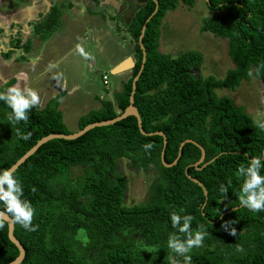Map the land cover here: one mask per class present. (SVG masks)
Returning <instances> with one entry per match:
<instances>
[{
	"label": "trees",
	"instance_id": "16d2710c",
	"mask_svg": "<svg viewBox=\"0 0 264 264\" xmlns=\"http://www.w3.org/2000/svg\"><path fill=\"white\" fill-rule=\"evenodd\" d=\"M155 1L148 0L136 11L126 28L135 52L129 79L113 94L112 101L101 100L98 109L80 116L76 131L117 117L128 105L132 79L142 67L133 94L142 130L163 134L165 164L176 159L181 142L193 141L204 152L203 162L197 166L201 169L192 166L200 157V150L192 143H184L175 164L163 166L162 138L141 135L132 116L94 127L73 140L45 142L15 169L23 187L22 199L31 202L33 225H38L36 231H26L12 222V234L24 251L19 264H170V256L184 264L183 257L167 247L170 234L183 238L172 227L173 211L192 215V230L203 225L207 233L203 246L187 253L191 264H264V211L255 213L240 206L244 178L238 174L239 167H246L252 157L264 160V130L256 127L243 106L214 92L234 90L242 81L254 79L262 85L264 96V68L260 67L264 64V0L205 1L209 11H222L201 19L199 28L226 40L233 68L222 78L190 74L202 61L198 52L173 57L157 51L165 13L175 10L178 3L191 8L194 0ZM60 8H50L34 26V34L41 40L58 27ZM143 25L145 60L141 63L138 37ZM23 50H28V44ZM60 99L58 94L42 109L34 107L29 120L18 124L9 121L11 109L0 101V171L13 165L42 137L72 133L57 110ZM17 129L22 134L30 132V138L22 139ZM146 143L153 144L148 152L143 147ZM119 159H127L136 171L156 170L146 203L123 205L126 181L115 168ZM75 167L81 173L71 178ZM188 177L200 183L206 195ZM222 184L229 187L225 195L220 191ZM0 211L5 212L2 202ZM227 222L232 223L225 230L222 225ZM231 228L236 235L230 234ZM17 255L4 223L0 228V264L13 261Z\"/></svg>",
	"mask_w": 264,
	"mask_h": 264
},
{
	"label": "crops",
	"instance_id": "0c3cea01",
	"mask_svg": "<svg viewBox=\"0 0 264 264\" xmlns=\"http://www.w3.org/2000/svg\"><path fill=\"white\" fill-rule=\"evenodd\" d=\"M136 1L0 0V90L5 91L17 84L21 88L27 85L40 96V105L35 106L38 109L61 94L57 110L63 118L69 103L84 89L82 82H86V70H93L96 64H102L99 67L103 70L97 71L102 72L100 83L105 92L99 93L101 97L97 101L77 100L78 106L83 108L80 110L84 115L85 110L98 109L101 100L112 101L113 95L110 96L107 83L109 76L116 78L113 94L120 92L135 63L133 42L126 28L134 16L133 3ZM53 6H61L59 25L41 40L34 34L33 28ZM26 44L28 50L24 51L23 45ZM49 45H53V48L50 49ZM78 45L85 52L90 51L93 59L85 61L77 51ZM58 53L61 55L57 61L63 62L56 66L54 57ZM127 63L130 66L123 68ZM80 67L86 69L84 78H80ZM54 76L57 78L53 79ZM102 76L106 77L105 81Z\"/></svg>",
	"mask_w": 264,
	"mask_h": 264
},
{
	"label": "rangeland",
	"instance_id": "374dc122",
	"mask_svg": "<svg viewBox=\"0 0 264 264\" xmlns=\"http://www.w3.org/2000/svg\"><path fill=\"white\" fill-rule=\"evenodd\" d=\"M205 1L206 0H194L191 8H186L181 3H178L175 10L165 13L159 28L158 51L159 53L173 57L186 51L198 52L202 56V61L197 67L191 68L190 74L194 77L200 75L202 77L213 76L215 78H222L228 69L233 68L232 62L227 57L226 40H221L214 37L209 32H201L199 30L201 19L221 15L222 11H209L206 8ZM121 27L120 25V28ZM123 35L125 38H129L124 31ZM48 47L52 49L53 45H49ZM89 53L90 51L88 54ZM56 54L57 53H55V55ZM60 55L61 53H58V55L54 57V60L57 61ZM84 60L88 61L86 59ZM62 62L63 61H57L55 65L62 64ZM101 65L102 64H96L93 70H86L84 67H80V72L82 74H80V78H84L85 70L87 72L86 82H82L84 89L81 90L78 97L75 99L73 98L72 101L68 100L71 101L69 103L70 107L68 106V108H66L62 118L63 124L70 132L76 131V121L83 115L80 110L83 108H79L78 102L81 99L86 101H97L98 98L101 97V92L104 91L100 83V74L102 72L98 73L97 71L98 69H100V71L103 70L99 67ZM56 66L54 68H57ZM106 76H108V74H106ZM115 81L116 78L109 76L107 83L109 82L110 96L113 95V85ZM261 91L262 85L260 82L250 79L247 82L242 81L234 90L223 89L215 90L214 92L217 96H227L234 104L243 106L245 112L253 121H264V116L258 115L259 113H264V103L261 102ZM110 96L109 98H111ZM73 103H76V105H73ZM90 110L91 109L85 110L84 114L88 113ZM115 168L126 181V190L122 199L123 205L130 207L146 203L149 187L156 178V170L152 167H148L146 171H136L132 169L127 159L117 160ZM80 173V168H72L70 177L72 178ZM133 238L136 243L140 242L136 236Z\"/></svg>",
	"mask_w": 264,
	"mask_h": 264
},
{
	"label": "clouds",
	"instance_id": "9594fccd",
	"mask_svg": "<svg viewBox=\"0 0 264 264\" xmlns=\"http://www.w3.org/2000/svg\"><path fill=\"white\" fill-rule=\"evenodd\" d=\"M77 51L84 59H93L79 45L77 46ZM260 67L264 68V64H261ZM258 74L259 68L257 69ZM248 75L252 76V71H249ZM56 78L55 76L53 77V79ZM24 79L26 80V76ZM0 101H3L11 109L8 116L9 121L17 124L21 121L26 123L29 120L30 110L40 105L41 102L36 90L27 85L21 88L18 84L8 87L5 91H0ZM261 102L264 103V96L261 97ZM258 115L264 116V113H259ZM254 124L259 129L264 130V121L255 120ZM17 135L27 140L30 138L31 133L22 134L17 129ZM143 147L148 152L153 148V144L146 143ZM262 167H264L262 157L254 156L246 167L242 165L238 169V174L244 178L239 195L240 206L255 213L264 211V175H261ZM228 184L230 186L231 181ZM228 190V186L223 184L220 186L222 194L225 195ZM22 197L23 187L15 176V170L13 168H5L0 171V202L5 206V212H0V228L4 227L7 216L11 218L13 223L19 224L26 231H36L38 229V225H33L35 209L32 207L30 201L22 199ZM181 212H183V209H181ZM193 219V216L190 214L181 216L175 211L170 213L172 227L177 229L183 235V238L176 234H170L167 247L173 253L182 256L184 264H191L192 258L187 253L194 247H202L205 236L207 235L203 225L198 226L195 231L192 230L191 225ZM231 223L227 222L222 227L228 230ZM80 231L83 232V229ZM230 234L236 235V230L231 228ZM145 250L147 251V249ZM154 250L157 251V249ZM237 250L242 251L239 247ZM169 261L170 264H179V261L171 256L169 257Z\"/></svg>",
	"mask_w": 264,
	"mask_h": 264
},
{
	"label": "water",
	"instance_id": "95a60500",
	"mask_svg": "<svg viewBox=\"0 0 264 264\" xmlns=\"http://www.w3.org/2000/svg\"><path fill=\"white\" fill-rule=\"evenodd\" d=\"M153 2H156L155 0H152ZM112 6V5H110ZM113 10L115 12L116 9L114 6H112ZM155 10L153 11L152 14H154ZM151 14V15H152ZM149 19V18H148ZM148 19L146 21H148ZM145 29V26L143 25L141 27V30H140V35L138 37V45H139V48L141 50V63L144 62L145 60V52H144V49L141 45V38H142V35H143V31ZM130 66V63H127L125 64V67H128ZM141 68L140 67V70L139 72L141 71ZM138 72V74H139ZM138 74L132 79V82H131V92H130V95L128 97V105L126 106V108L115 118L111 119V120H107V121H101V122H95V123H92V124H88L86 126H84L81 130H78V131H75V132H72L68 135H63V134H50L48 136H45V137H42L40 140H38L35 145L33 147H31L27 152H25L18 160H16V162L11 165L9 168H13L14 170L20 165L22 164L30 155H32L36 150L37 148L44 144L45 142L51 140V139H63V140H73V139H76L78 138L79 136L83 135L85 132H87L88 130L94 128V127H101V126H107V125H111L115 122H118L128 116H132L135 118L136 120V125H137V128H138V131L141 135L143 136H152V135H157V136H160L162 138V150H161V153H160V162L162 163L163 166L165 167H170L172 166L173 164H175L177 158L179 157L180 155V150L182 148V146L184 145V143H192L194 144L195 146L198 147V149L200 150V157L199 159L192 165L195 169L197 170H200L201 168L200 167H197L199 164H201L203 162V159H204V152H203V149L196 145L193 141L191 140H184L183 142H181L179 144V147H178V153H177V157L176 159L171 163V164H165L164 161H163V150H164V147H165V144H166V141H165V138L163 136V134L161 132H152V133H145L142 128H141V122H140V118H139V115H138V112L136 110V108L133 106V94H134V90H135V82L137 80V76ZM206 163H204L202 165L205 166ZM193 183L197 184L198 186H200L202 188V186L200 185V183H198L196 180L188 177ZM202 192L204 195H206V192L204 191V189L202 188ZM234 209V208H233ZM2 212V211H0ZM5 224H6V227H7V238L8 240L10 241V243H12L17 251H18V255L15 257V259L7 264H19L22 259H23V256H24V251H23V248L21 247V245L19 244V242L14 238L12 232H13V223L11 221V219L9 217L6 216L5 218Z\"/></svg>",
	"mask_w": 264,
	"mask_h": 264
},
{
	"label": "flooded vegetation",
	"instance_id": "af4514ba",
	"mask_svg": "<svg viewBox=\"0 0 264 264\" xmlns=\"http://www.w3.org/2000/svg\"><path fill=\"white\" fill-rule=\"evenodd\" d=\"M147 1L148 0H138V1H136V3L134 2L133 3V7H134V9H133V14H135L136 13V11H138L140 8H142L144 5H146V3H147Z\"/></svg>",
	"mask_w": 264,
	"mask_h": 264
},
{
	"label": "built area",
	"instance_id": "2783aa9c",
	"mask_svg": "<svg viewBox=\"0 0 264 264\" xmlns=\"http://www.w3.org/2000/svg\"><path fill=\"white\" fill-rule=\"evenodd\" d=\"M102 80L105 81L106 80V77L105 76H102Z\"/></svg>",
	"mask_w": 264,
	"mask_h": 264
},
{
	"label": "bare ground",
	"instance_id": "6f19581e",
	"mask_svg": "<svg viewBox=\"0 0 264 264\" xmlns=\"http://www.w3.org/2000/svg\"><path fill=\"white\" fill-rule=\"evenodd\" d=\"M124 68V67H123Z\"/></svg>",
	"mask_w": 264,
	"mask_h": 264
}]
</instances>
